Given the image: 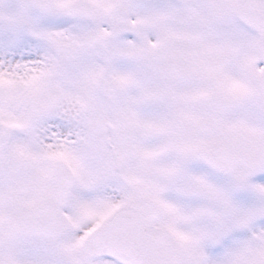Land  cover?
I'll use <instances>...</instances> for the list:
<instances>
[{
	"label": "snow or ice",
	"instance_id": "obj_1",
	"mask_svg": "<svg viewBox=\"0 0 264 264\" xmlns=\"http://www.w3.org/2000/svg\"><path fill=\"white\" fill-rule=\"evenodd\" d=\"M0 264H264V0H0Z\"/></svg>",
	"mask_w": 264,
	"mask_h": 264
}]
</instances>
